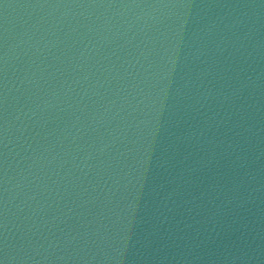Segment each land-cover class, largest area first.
Wrapping results in <instances>:
<instances>
[{
	"label": "water",
	"instance_id": "1",
	"mask_svg": "<svg viewBox=\"0 0 264 264\" xmlns=\"http://www.w3.org/2000/svg\"><path fill=\"white\" fill-rule=\"evenodd\" d=\"M0 264H264V0H0Z\"/></svg>",
	"mask_w": 264,
	"mask_h": 264
}]
</instances>
